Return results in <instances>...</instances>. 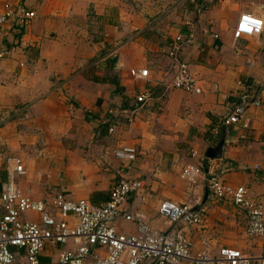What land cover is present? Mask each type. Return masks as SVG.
Returning a JSON list of instances; mask_svg holds the SVG:
<instances>
[{
    "label": "crops",
    "instance_id": "crops-1",
    "mask_svg": "<svg viewBox=\"0 0 264 264\" xmlns=\"http://www.w3.org/2000/svg\"><path fill=\"white\" fill-rule=\"evenodd\" d=\"M6 2L34 16L2 27L0 186L4 156L17 154L27 169L18 180L25 193L46 199L62 193L100 204L122 163L114 150L134 146L136 158L124 172L141 180L144 190L130 194L124 209L167 229L170 223L158 213L161 201L204 204L199 226L185 229L194 250L205 240L211 254L222 246L264 254V238L245 234L243 209L231 200L209 201L203 176L196 183L180 176L186 164L199 163L191 149L206 156L223 140L216 159L223 162L224 181L245 185L264 200V106L248 109L244 139L220 125L236 100L228 94L241 91L238 79L264 95V28L256 36H233L244 11L260 13L264 22V0H0V13ZM186 21L194 37L180 58L201 93L170 86L177 61L168 44L189 29ZM132 67L146 68L148 77L134 79ZM143 92L150 97L140 103ZM114 224L119 232H136L135 221L118 217ZM64 247L46 245L40 261L55 264Z\"/></svg>",
    "mask_w": 264,
    "mask_h": 264
},
{
    "label": "built area",
    "instance_id": "built-area-1",
    "mask_svg": "<svg viewBox=\"0 0 264 264\" xmlns=\"http://www.w3.org/2000/svg\"><path fill=\"white\" fill-rule=\"evenodd\" d=\"M195 1V0H191ZM264 8V3L261 4ZM34 12L23 6L6 2L0 13V43L2 27L25 24ZM189 29L178 33L168 44V55L177 61V70L170 86L189 93H201L197 79L189 68V63L180 58L186 45L193 41L194 29L186 21ZM264 28L260 13L250 10L240 14L233 31L235 38L259 35ZM217 37V34H214ZM5 54L0 49V58ZM179 57V58H178ZM134 79L148 77L146 68L129 69ZM241 91L230 92L236 97L228 104L227 113L220 125L226 133L228 129L239 130L237 139H244L250 131L246 114L249 108L264 106V95L254 92L241 79L236 81ZM227 96V97H228ZM149 92L137 96L140 103L149 99ZM217 130L214 129L216 134ZM134 146H122L114 150V155L122 162L116 171L108 199L93 204L85 198L72 199L62 193L46 198H34L18 185L20 177L27 173L23 157L17 154L4 156L6 178L0 186V264H44L39 257L46 245H64L58 252L55 264H264V254L252 251H237L222 246L216 254H211L202 240L203 248L194 250L191 238L185 229H194L202 222L207 206L196 207L178 204L171 200L159 203L158 213L163 215L170 227L157 229L147 218L123 208L128 196L144 190L141 180L125 175L124 167L136 158ZM190 155L199 158L198 164H186L180 176L189 183H196L203 176L207 198L211 202L231 200L246 213L245 234L250 239L264 238V200L245 185L231 186L223 179L221 161L208 158L203 153L191 149ZM144 199V196L141 198ZM52 206L58 216L49 211ZM29 214H37L32 219ZM118 217L136 222V232H119L114 224Z\"/></svg>",
    "mask_w": 264,
    "mask_h": 264
},
{
    "label": "water",
    "instance_id": "water-1",
    "mask_svg": "<svg viewBox=\"0 0 264 264\" xmlns=\"http://www.w3.org/2000/svg\"><path fill=\"white\" fill-rule=\"evenodd\" d=\"M222 145H223V140H221L215 146L208 147L205 152L206 156L208 158H220L222 153Z\"/></svg>",
    "mask_w": 264,
    "mask_h": 264
},
{
    "label": "trees",
    "instance_id": "trees-1",
    "mask_svg": "<svg viewBox=\"0 0 264 264\" xmlns=\"http://www.w3.org/2000/svg\"><path fill=\"white\" fill-rule=\"evenodd\" d=\"M197 1H200V0H197Z\"/></svg>",
    "mask_w": 264,
    "mask_h": 264
}]
</instances>
